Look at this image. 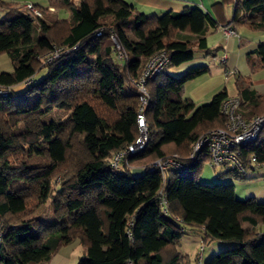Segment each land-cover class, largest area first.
Instances as JSON below:
<instances>
[{"label":"trees","instance_id":"trees-1","mask_svg":"<svg viewBox=\"0 0 264 264\" xmlns=\"http://www.w3.org/2000/svg\"><path fill=\"white\" fill-rule=\"evenodd\" d=\"M225 2L233 3V17L217 24L199 7L145 15L125 0H48L45 8L33 4L38 17L26 3L17 8L0 0L14 14L0 19V53L12 64L0 72V90L7 91L0 93V264H48L74 240L84 248L76 264H189L178 249L188 228L202 241H235L204 264H264V231L256 229L264 225V202L236 198L230 181L199 182L205 148L188 159L201 135L225 127V100L236 98L234 112L248 121L264 113V94L236 77V95L223 88L196 104L184 95L185 84L210 68L165 71L199 51L215 56L206 44L208 27L264 30V0L215 5ZM54 52L58 57L47 62ZM160 52L169 56L167 66L145 81L148 143L112 167V156L137 137L135 83ZM117 56L124 62L116 63ZM247 61L252 72L264 68V44ZM234 152L245 168L264 163V126ZM174 153L186 169L148 170L155 158ZM135 165L142 167L138 174ZM224 171L218 176L244 178Z\"/></svg>","mask_w":264,"mask_h":264},{"label":"crops","instance_id":"crops-1","mask_svg":"<svg viewBox=\"0 0 264 264\" xmlns=\"http://www.w3.org/2000/svg\"><path fill=\"white\" fill-rule=\"evenodd\" d=\"M9 2L13 7H17L29 2L25 0L19 4L15 0H3ZM18 1V0H17ZM134 8V13L141 12L145 15L163 13L167 10H177L184 6L183 9L199 7L207 12L217 24L229 23L233 17V3L225 2L223 5H215L218 0H125ZM51 9V13L59 16V10ZM8 14L7 7H0V17ZM67 16V14L65 15ZM61 17V16H60ZM235 29L232 34L224 35L217 28L208 27L206 32V44L215 50V56L203 55L201 51L196 53L198 56L191 61L180 65L179 67L168 68L166 72L174 75L181 74L184 70L191 66L207 65L210 72L201 75L185 84L184 95L192 99L196 104L208 102L213 94L225 88L228 95H236V77L249 78L251 88L258 94H264V68L250 71L247 61V54L254 51L259 44H264V30H253L245 25H234ZM227 51V59L220 62L219 57ZM254 57V56H253ZM226 70H233L235 75L226 77ZM240 82V79H237ZM240 186H244L240 188ZM240 188V193L245 197H254L258 201H264V186L257 187L253 182L234 186L235 194ZM242 189V190H241ZM64 248V246L62 247ZM62 248L52 256L48 264H76L77 259L73 260L70 250L62 252ZM83 252V251H82ZM81 252V254H82ZM73 260V261H72Z\"/></svg>","mask_w":264,"mask_h":264},{"label":"built area","instance_id":"built-area-1","mask_svg":"<svg viewBox=\"0 0 264 264\" xmlns=\"http://www.w3.org/2000/svg\"><path fill=\"white\" fill-rule=\"evenodd\" d=\"M23 7L36 16H41V11L38 10L33 4L26 3ZM218 27L224 35H229L234 32V30L228 25H219ZM99 33L100 32L97 31L96 35ZM117 48L119 47L117 46ZM58 55V52L52 53L51 56L47 58V62H49L52 57H58ZM168 60L169 56L165 52H160L151 57L143 69L142 76H140L135 83L136 92L138 93V98L140 101V107L139 111L137 112L136 121L137 127L141 131V134L136 137L135 141L130 144L125 151L117 152L112 156L110 163L112 167L117 166L118 162L124 155H130L134 150L143 148L148 141L147 131H144V129H146L144 109L148 103L145 81L147 79L153 78L158 73H161L167 66ZM225 60L226 55L222 53V55L219 57V61L224 62ZM225 74L226 76H232L235 75V72L233 70H226ZM0 93L2 95H6L7 91L0 90ZM237 105L238 102L234 97H230L224 101L222 109L227 118L225 127L215 128L201 135L191 146V152L189 153L188 159H193L197 154H199L202 148H205L209 154V163L212 167L221 166L225 170L230 169L239 173H243L245 171V167L234 152V149L237 145L246 144L250 141H253L257 137L261 128L264 126V113L253 116L248 121H245L234 112ZM251 160L252 162L255 161L256 163L255 158L252 157ZM164 163L165 165L162 167L163 169L161 171H163L166 167L177 171L186 169V165L179 161L175 156L165 159ZM259 164L261 166L264 165V163H256V166H260ZM159 165L160 164L157 162L152 163L148 167V170L150 171L153 169H158ZM140 172L141 170L138 173ZM2 235L3 231L0 229V240Z\"/></svg>","mask_w":264,"mask_h":264},{"label":"rangeland","instance_id":"rangeland-1","mask_svg":"<svg viewBox=\"0 0 264 264\" xmlns=\"http://www.w3.org/2000/svg\"><path fill=\"white\" fill-rule=\"evenodd\" d=\"M15 1L18 2L19 4H21L25 0H18V1L15 0ZM31 1L35 4H37L38 6L43 7V8L47 7V5H48V0H31ZM17 8H21V5L17 6ZM183 8H184V6L180 7V9H177L174 11L182 12L184 10ZM59 11H60L59 16H65L66 15V12L64 10H59ZM159 14L160 13H158V15ZM13 16H14V14L12 12L11 13L8 12V14L6 13L3 15V17H0V19H12ZM112 42L115 45H118L117 42L115 41V39H113V38H112ZM224 55H226V59H227V51H225ZM195 56L197 57L198 55L196 54ZM46 60H47V58H46ZM124 60H125V58H123V56L115 57L116 63H118L120 61L124 62ZM143 69H144V66H143ZM11 70H12V64H11V61H10L8 55L4 52H1L0 53V72H8ZM167 70H168V67L166 68L165 71H167ZM45 73H46V68H43L40 72L35 74V76L33 78V82L37 81ZM127 81H129V78ZM21 88H22V85L15 87L16 90H19ZM126 88L128 91L130 90L129 86H127ZM104 114L108 115L110 117L112 116V113L107 112V111H105ZM137 131H138L137 136H139L141 134V131L139 129H137ZM144 131L145 132L147 131V127H146V129H144ZM147 138H148V135H147ZM147 143H148V141L146 142V144L144 145L143 148H139L137 150H134L132 152V154H135V153L142 151L146 147ZM190 152L191 151H189V153ZM173 156H178V155L176 153H174L172 155H169L168 158L173 157ZM208 156H209V154H208ZM168 158H166V159H168ZM209 158L210 157H208V161H204V163L202 165L201 172L199 173V176H198L199 182L205 183V184H213V183L219 182V181H230V182L234 183V186L236 185V188H238V184L251 181L257 187L264 186V165L263 166H254L253 165L252 169L245 168V171L243 173H239V172H236V171L230 170V169L227 170V171H233L239 175H244L243 179L238 180V179H234V177H232L231 175H228V174L225 175L224 177H222V176L219 177L218 173H225L223 167H221V166H214V167L210 166ZM164 161H163V159L155 158L150 163L151 164L155 163V162L159 163L160 165L158 166L157 170L161 171L163 169L162 167L165 165ZM131 167L133 168V170H132L133 173H138L142 169V167L139 165L138 166L135 165V166H131ZM242 187H244V186H240V188H242ZM240 188L238 189V191H236L237 192L235 194L236 198H238V199L248 198V197H245L244 194L239 192ZM254 199L258 201L257 198H254ZM259 202H264V201H259ZM256 229L264 231V225H262L261 228H260V226H258ZM190 232L191 231L189 230V228L186 229L185 233L182 235V238L180 239V245L178 248L179 251L183 255H186V258L188 259L189 264H204L213 254H216L219 251L223 250L224 248H227V247L235 244V241H222V240L211 239V238H207L205 241H202L198 235L199 233L194 232V231H192V233H190ZM66 250L71 251V255L73 256V260H75V259L79 258V256L81 255V252L84 250V248L80 244H78L77 241L74 240L71 243L64 245V248H62V252L65 253ZM55 255H56V253H55Z\"/></svg>","mask_w":264,"mask_h":264}]
</instances>
